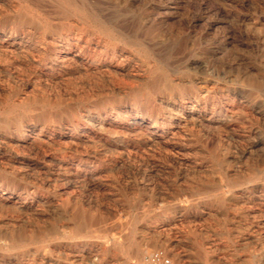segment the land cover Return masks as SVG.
Masks as SVG:
<instances>
[{
  "label": "rangeland",
  "instance_id": "1",
  "mask_svg": "<svg viewBox=\"0 0 264 264\" xmlns=\"http://www.w3.org/2000/svg\"><path fill=\"white\" fill-rule=\"evenodd\" d=\"M4 1L0 264H264V0Z\"/></svg>",
  "mask_w": 264,
  "mask_h": 264
},
{
  "label": "bare ground",
  "instance_id": "2",
  "mask_svg": "<svg viewBox=\"0 0 264 264\" xmlns=\"http://www.w3.org/2000/svg\"><path fill=\"white\" fill-rule=\"evenodd\" d=\"M3 1V0H2ZM6 1V0H5ZM4 1V2H5ZM14 1V0H13ZM23 2H25V4H26V6H25V8L27 7L28 8V10H30V9H35L36 11H42L41 10V7L42 6H40L38 3H35V2H32L31 0H22ZM44 1V0H43ZM55 2H56V4H57V11L56 12H58V16H60V17H58V18H62V20L64 19V21L65 20H71V17H78L80 20H82L84 23H87V25H88V23L89 24H96L97 26H99L100 28H103V27H105L104 28V30L106 31V32H108V31H111L110 30V28H108L107 26H106V23L105 22H102V21H100L99 19H98V15H97V13H95L92 9H90V7L87 5V4H85V3H77V1H75V0H54ZM91 1V0H90ZM3 2V3H4ZM39 2V1H38ZM2 3V2H1ZM6 3V2H5ZM17 3V2H16ZM19 3V2H18ZM49 3V2H48ZM8 4H10V3H8ZM20 4V3H19ZM46 4V3H45ZM1 5V4H0ZM3 5V4H2ZM49 5V4H48ZM52 5V4H51ZM46 6V8H47V5H45ZM5 7V6H4ZM21 7V6H20ZM53 7V6H52ZM7 8V7H6ZM46 8H45V10H46ZM23 9V8H22ZM12 10V9H11ZM50 10V9H49ZM8 11V10H7ZM18 11H20V9L18 10ZM33 11V10H32ZM6 12V11H5ZM9 12V11H8ZM25 12V11H24ZM38 12V14L39 15H41L40 13ZM51 12V11H50ZM12 13V12H11ZM23 13V12H22ZM26 13V12H25ZM34 13V12H33ZM18 13H16V15H17ZM37 14V15H38ZM15 15V16H16ZM25 15V14H24ZM31 15V14H30ZM51 15H52V13H51ZM53 15H55V14H53ZM57 15V14H56ZM55 15V16H56ZM11 16V15H10ZM21 16V15H20ZM19 16V17H20ZM27 16V15H26ZM17 17V16H16ZM28 17V16H27ZM44 17V16H43ZM31 18H32V16H31ZM41 18V17H40ZM54 18V17H53ZM30 19V18H29ZM36 19V18H35ZM46 22H47V24L49 25L51 22H53V21H51V16L49 15V14H47V16H46ZM43 21V20H42ZM55 21V20H54ZM72 21V20H71ZM38 22V21H37ZM45 22V21H44ZM56 22V21H55ZM66 22V21H65ZM74 22V21H73ZM76 22V21H75ZM41 23V22H40ZM56 24V23H55ZM58 24V23H57ZM66 24V23H65ZM64 24V25H65ZM72 24V23H71ZM41 25V24H40ZM47 25V26H48ZM84 25V24H83ZM104 25V26H103ZM44 26V25H43ZM46 26V27H47ZM66 26V25H65ZM80 26V25H79ZM64 27V26H63ZM72 27V26H71ZM87 27V26H86ZM55 28H57L58 29V26L56 27L55 26ZM94 28V27H93ZM44 29V28H43ZM46 29V28H45ZM60 29V28H59ZM40 30H41V28H40ZM51 30V29H50ZM60 31V30H59ZM103 32V31H102ZM110 34V33H109ZM110 35H112V34H110ZM76 36V35H75ZM106 36V35H105ZM29 37V36H28ZM64 37V36H63ZM111 37V36H110ZM116 37V36H115ZM114 37V38H115ZM106 38H108V36H106ZM9 39V38H8ZM6 40V39H5ZM12 40V39H11ZM72 40V39H71ZM102 40V39H101ZM108 40V39H107ZM10 41V40H9ZM91 41H92V39H91ZM106 41V40H105ZM110 41V40H109ZM121 41V40H120ZM1 42V41H0ZM5 42V41H4ZM53 42V41H52ZM57 42V41H56ZM59 43V42H58ZM77 43V42H76ZM109 43V42H108ZM120 43V42H119ZM17 44V43H16ZM68 44V43H67ZM110 44V43H109ZM116 44V43H115ZM115 44H113L114 46H115ZM95 45V44H94ZM93 45V46H94ZM98 45V44H97ZM100 45V44H99ZM102 45V44H101ZM1 46V45H0ZM8 46V45H7ZM66 46V45H65ZM75 46V45H74ZM88 46H90V45H88ZM120 46V45H119ZM23 47V46H22ZM36 47V46H35ZM67 47V46H66ZM95 47V46H94ZM2 48V47H1ZM0 48V49H1ZM39 48V47H38ZM106 48V47H105ZM68 49V48H67ZM102 49V48H101ZM6 50V49H5ZM13 50V49H12ZM11 50V51H12ZM15 50V49H14ZM24 50V49H23ZM26 50V49H25ZM64 50V49H63ZM96 50V49H95ZM110 50V49H109ZM113 50V49H112ZM149 50V49H148ZM20 51V50H19ZM59 51V50H58ZM114 52H115V50H113ZM113 51H111V52H113ZM13 52V51H12ZM18 52V51H17ZM68 52V51H67ZM90 52V51H89ZM123 52V51H122ZM11 53V52H10ZM77 53V52H76ZM75 53V54H76ZM18 54H20V53H18ZM72 54V53H71ZM124 54V53H123ZM24 55V54H23ZM31 55V54H30ZM82 55V54H81ZM147 55H149V54H147ZM26 56V55H25ZM111 56V55H110ZM117 56V55H116ZM150 56V55H149ZM23 57V56H22ZM27 57V56H26ZM67 57V56H66ZM70 58V57H69ZM122 59V58H121ZM126 59V58H125ZM124 59V60H125ZM65 60V59H64ZM63 60V61H64ZM105 60V59H104ZM75 61V60H74ZM115 61V60H114ZM68 62V61H67ZM72 62V61H71ZM78 62V61H77ZM98 62V61H97ZM107 62H109V61H107ZM74 63V62H73ZM115 63V62H114ZM91 64V63H90ZM103 64V63H102ZM125 64V63H124ZM127 64V63H126ZM60 65V64H59ZM78 65V64H77ZM59 67H61V66H59ZM67 67V66H66ZM90 67V66H89ZM94 67V66H93ZM107 67L108 66H106L105 68L107 69ZM112 67V66H111ZM114 67H115V65H114ZM50 68V67H49ZM65 68V67H64ZM82 68V67H81ZM83 68H84V66H83ZM87 68H88V66H87ZM53 69V68H52ZM68 69V68H67ZM93 69V68H92ZM110 69V68H109ZM125 69V68H124ZM89 70V69H88ZM94 70V69H93ZM111 70V69H110ZM135 70V69H134ZM91 71V70H90ZM112 71V70H111ZM117 71V70H116ZM123 71V70H122ZM87 72V71H86ZM89 72V71H88ZM95 72V71H94ZM113 72V71H112ZM131 72V71H130ZM134 72V71H133ZM117 73V72H116ZM135 73V72H134ZM145 73H147V72H145ZM126 74V73H125ZM127 75V74H126ZM146 75V74H145ZM47 76V75H46ZM137 76V75H136ZM14 77V76H13ZM133 78H134V76H133ZM138 80V79H137ZM164 81V80H163ZM166 82V81H165ZM56 83V82H55ZM158 84V83H157ZM165 85V84H164ZM180 85V84H179ZM157 86V85H156ZM175 86V85H174ZM153 87V86H152ZM158 87V86H157ZM164 87V86H163ZM162 87V88H163ZM171 88H173V87H171ZM149 89V88H148ZM156 90V89H155ZM164 91V90H163ZM151 95V94H150ZM23 104V103H22ZM181 104V103H180ZM184 104V103H183ZM37 105V104H36ZM176 105H178V104H176ZM14 106H16V105H14ZM184 108V107H183ZM175 110V109H174ZM201 111V110H200ZM8 119V118H7ZM192 120V119H191ZM10 121H11V119H10ZM9 121V122H10ZM184 121V120H183ZM202 121V120H201ZM141 123V122H140ZM188 123V122H187ZM7 124V123H6ZM143 124V123H142ZM180 126V125H179ZM180 128V127H179ZM236 129V128H235ZM81 133V132H80ZM174 134V133H173ZM39 135V134H38ZM168 135V134H167ZM83 136V135H82ZM33 137V136H32ZM39 137V136H38ZM152 137V136H151ZM34 138V137H33ZM149 138H150V136H149ZM36 139H37V137H36ZM38 140V139H37ZM40 141V140H39ZM164 141V140H163ZM162 141V142H163ZM158 142H160V141H158ZM161 142V143H162ZM51 143V142H50ZM154 143V142H153ZM161 145V144H160ZM182 152V151H181ZM195 152V151H194ZM46 153V152H45ZM68 158V157H67ZM62 164V163H61ZM186 167V166H185ZM187 169V168H186ZM256 176V175H255ZM260 179V178H259ZM251 180V179H250ZM255 180V179H254ZM260 183V182H259ZM253 185V184H252ZM256 185V184H255ZM254 186V185H253ZM260 187V186H259ZM249 188V187H248ZM263 189V188H262ZM229 190V189H228ZM223 192V191H222ZM243 192V191H242ZM222 194V193H221ZM218 194H216V196H217ZM221 196V195H220ZM224 196V195H223ZM222 198V197H221ZM208 212V211H207ZM76 223V222H75ZM76 225V224H75ZM75 227V226H74ZM76 229V228H75ZM80 229H81V227H80ZM80 229L79 230H77V231H80ZM82 231H80V233H81ZM132 232V231H131ZM78 234H80L79 232H77ZM76 233V235H78ZM131 234V233H130ZM134 235V234H133ZM46 236V235H45ZM1 238V237H0ZM36 238V237H35ZM44 238V237H43ZM130 238V237H129ZM131 238H134V237H131ZM3 239V238H2ZM1 239V240H2ZM14 239V238H13ZM16 239V238H15ZM15 239L13 240V241H11L12 240V238L11 239H8V241H11L12 242V244L14 243V244H16V243H18V241L16 240L15 241ZM18 239V238H17ZM21 239V238H20ZM32 239V238H31ZM31 239H30V241H31ZM116 239V238H115ZM0 240V241H1ZM22 240H24V238L22 239ZM32 240H34V239H32ZM130 240V239H129ZM128 240V241H129ZM132 240V239H131ZM25 241H27V240H25ZM118 241V240H117ZM127 241V240H126ZM135 241V240H134ZM134 241H133V243H134ZM21 242V241H20ZM40 242V241H39ZM38 242V243H39ZM43 242V241H42ZM132 242V241H131ZM31 243V242H30ZM35 243H37V242H35ZM41 243V242H40ZM127 243H130V241L129 242H127ZM133 243H131V244H133ZM137 243V242H136ZM7 244V243H6ZM10 244V243H9ZM25 244H26V242H25ZM24 244V245H25ZM17 245V244H16ZM19 245V244H18ZM156 245V244H155ZM118 246V245H117ZM116 246V247H117ZM2 247L0 246V249H1ZM70 248V247H69ZM120 248V247H119ZM12 249V248H11ZM68 249V248H67ZM116 249V248H115ZM129 249H131L130 250V252H132L131 254H133L134 256L136 255V256H138V257H140V259L143 257V255H144V250H142L141 249V247L139 246V245H134L132 248L130 247ZM5 250H6V248H5ZM65 251H67V250H65ZM71 251H72V249H71ZM70 251V252H71ZM126 252H127V250H126ZM71 254V253H70ZM78 254V253H77ZM130 254V255H131ZM73 255V254H72ZM76 255V253H74V256ZM95 256V255H94ZM129 256V255H128ZM79 257H80V254H79ZM137 257V258H138ZM74 258V257H73ZM93 259V258H92ZM78 260V259H77ZM95 260H97V259H95Z\"/></svg>",
  "mask_w": 264,
  "mask_h": 264
},
{
  "label": "built area",
  "instance_id": "3",
  "mask_svg": "<svg viewBox=\"0 0 264 264\" xmlns=\"http://www.w3.org/2000/svg\"><path fill=\"white\" fill-rule=\"evenodd\" d=\"M151 264H173L170 258L162 254H157L151 259Z\"/></svg>",
  "mask_w": 264,
  "mask_h": 264
}]
</instances>
